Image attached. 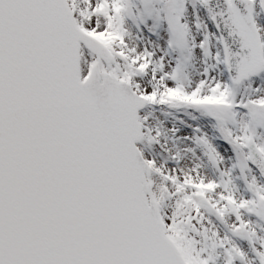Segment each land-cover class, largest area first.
I'll return each instance as SVG.
<instances>
[{
	"label": "snow or ice",
	"instance_id": "1",
	"mask_svg": "<svg viewBox=\"0 0 264 264\" xmlns=\"http://www.w3.org/2000/svg\"><path fill=\"white\" fill-rule=\"evenodd\" d=\"M0 264H264V0H0Z\"/></svg>",
	"mask_w": 264,
	"mask_h": 264
}]
</instances>
